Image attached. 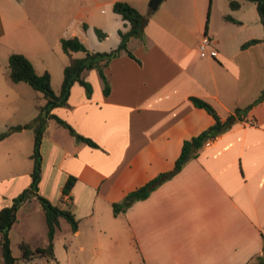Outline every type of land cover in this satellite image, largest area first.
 <instances>
[{
	"label": "crops",
	"instance_id": "0c3cea01",
	"mask_svg": "<svg viewBox=\"0 0 264 264\" xmlns=\"http://www.w3.org/2000/svg\"><path fill=\"white\" fill-rule=\"evenodd\" d=\"M116 1L82 0L86 21L97 22L98 11L100 22L94 25L115 28L118 35L129 30L119 14L113 11L122 26L109 17ZM123 1L142 14V5L146 7L145 39L131 38L133 56L123 51L106 67L109 94L99 71L87 69L82 77L91 84L90 95L75 83L68 104L52 110L99 147L79 141L54 118L48 119L41 143L39 194L69 208L79 220L76 231L65 225L69 251L78 253L73 264H252L264 246V98L245 120L210 146L205 143L181 170L174 166L184 141L215 122L192 97L207 101L226 119L264 91V27L257 5L240 0L241 6L233 10L230 0H162L163 7L154 14L161 3L152 9L150 0ZM227 15L237 22L226 20ZM205 36L211 43L203 52ZM250 39L260 41L242 48ZM1 40L10 47L43 40L22 0H0ZM214 48L217 56L210 54ZM15 52L25 53H10ZM27 58L33 65L37 59ZM9 71L0 65V132L31 122L42 105L35 100L41 97L26 82H13ZM34 139V130L25 128L0 141V209L32 182ZM161 172L172 177L127 212L114 215V202ZM72 176L76 181L71 193L63 196ZM36 214L46 246L45 212L36 197L19 208L9 231L11 245L25 241L33 248L44 247L31 244ZM61 220L55 258H44L48 264H60L56 239Z\"/></svg>",
	"mask_w": 264,
	"mask_h": 264
},
{
	"label": "trees",
	"instance_id": "16d2710c",
	"mask_svg": "<svg viewBox=\"0 0 264 264\" xmlns=\"http://www.w3.org/2000/svg\"><path fill=\"white\" fill-rule=\"evenodd\" d=\"M250 1L256 3L260 21L264 27V0ZM229 5L231 9L235 10L241 6V2L240 0H230ZM113 11L119 14L130 28L127 31H119L121 38L120 43L110 51L100 52L89 50L85 43L76 35L61 39L62 49L69 56V63L64 68V77L59 93H56L52 87V76L49 71L39 74L33 63L23 53L15 52L9 57V75L12 81L17 83L26 82L35 90L42 92L46 98V103L38 106V114L31 122L24 125L9 126L0 132V141L10 134L25 128H31L35 132L34 149L31 155L34 161V167L31 173L32 182L28 188L24 189L13 199L10 206L0 209V233H2L0 264H19L20 259L28 262L37 255L44 256L48 260H53L55 258V237L60 226V219L65 218L70 223L73 231L78 229L79 220L75 217L72 210L69 208H60L49 199L39 194V183L42 177L43 163L41 143L48 119L54 118L58 123L66 126L79 141L86 142L92 147H99L98 144L90 138L78 134L65 120L53 114L52 110L57 106H65L68 104L71 88L75 83L82 84L90 95L92 92L91 84L82 77V73L87 69H97L99 71L105 83L104 92L105 94H109L110 82L105 73L106 67L111 60L118 57L123 51H127L129 55L133 56L128 49V42L131 38L136 37L145 39V27L149 21L147 16L142 14L129 2L123 0H118L114 3ZM225 19L237 22L231 15L225 16ZM84 26L87 27L86 24ZM95 32L100 39H105L107 37V34L98 27L95 28ZM259 41V39H250L242 45V48H247ZM80 51L85 52L84 57L73 56V53ZM263 98L264 91L253 103L245 108L235 109L226 119H222L210 103L203 99L192 97L191 99L194 104L197 107L207 110L214 117L215 122L200 134L184 141L181 153L175 162L174 170L178 172L189 160L197 157L198 150L202 148L209 139L219 136L230 130L236 123L245 120L250 110L261 102ZM251 121H255V119L253 118ZM171 177L172 175L170 172H161L143 185L128 192L121 201L113 203L114 215L118 216L120 213L127 212L136 202L148 198L156 188ZM75 181L76 178L73 176L67 180L63 188V196L70 195ZM33 197L39 200L44 209L48 227V242L44 247L33 248L30 243L22 241L19 244L21 257H16L13 255L9 231L17 221L19 208ZM143 264H146L145 261ZM252 264H264V246L263 254L257 256Z\"/></svg>",
	"mask_w": 264,
	"mask_h": 264
},
{
	"label": "rangeland",
	"instance_id": "374dc122",
	"mask_svg": "<svg viewBox=\"0 0 264 264\" xmlns=\"http://www.w3.org/2000/svg\"><path fill=\"white\" fill-rule=\"evenodd\" d=\"M23 8L25 9L28 16L31 17V20L38 24L42 29L43 40L37 43H33L28 40L27 43L20 42L14 47L8 46V44L1 40L0 42V65L3 70L9 69V57L11 50H23L25 55L27 54L30 57H36L34 59V65L39 73L49 71L52 76V87L55 92L59 93L63 76L64 68L69 62V56L63 51L61 45L62 38H68L73 35L78 36L86 45L89 50L93 51H110L115 48L119 41L120 37L116 29L103 28L98 25H94L100 22V13L97 11V16L95 22L93 19H90V24L86 21V14H84L82 7V0H22ZM151 1V0H150ZM150 1L147 2L148 8L150 7ZM165 1L160 4L159 8L154 11V14L158 13L163 7ZM144 14H146V7H142ZM147 8V10H148ZM145 10V11H144ZM109 17H114L117 19L118 26L119 23L122 26V19L117 16L112 9L108 11ZM146 16V15H145ZM92 18V17H91ZM92 20V21H91ZM93 24H92V23ZM88 26L85 27L84 25ZM98 27L102 29L107 37L105 39H100L95 32V28ZM118 28V27H116ZM122 28V27H119ZM111 32V33H109ZM26 55V56H27ZM27 56V57H28ZM75 56L84 57L85 52H75ZM32 93L41 97V101L36 103L45 104L46 98L43 93L35 90L32 86H29L26 83ZM31 110V109H30ZM37 109H32V112L35 113ZM37 203V200L36 202ZM35 215V212H34ZM35 222V233L31 236V244H41L43 243V226L40 224L41 218L39 214H36ZM61 230L57 234L56 239V256L60 264H73L76 262V253L75 249L72 248L69 251V240L70 238L68 230L65 229V225L70 226V223L62 218ZM16 232L13 233V239L17 238ZM13 255L16 257H21V250L19 245L13 243L11 245ZM89 256V254H86ZM90 255L95 256V251L92 250ZM83 256V255H82ZM33 259L26 262L20 259L19 264H48L44 259V256L37 255ZM50 261V260H49Z\"/></svg>",
	"mask_w": 264,
	"mask_h": 264
},
{
	"label": "built area",
	"instance_id": "2783aa9c",
	"mask_svg": "<svg viewBox=\"0 0 264 264\" xmlns=\"http://www.w3.org/2000/svg\"><path fill=\"white\" fill-rule=\"evenodd\" d=\"M211 43V39L208 37V36H205V37H203V39H202V42H201V44H200V49L203 51V52H205L206 50H207V47H208V45ZM210 54L212 55V56H217V54H218V51H217V49H212L211 51H210ZM215 138H211V139H209L207 142H206V145L207 146H210L212 143H213V140H214Z\"/></svg>",
	"mask_w": 264,
	"mask_h": 264
},
{
	"label": "water",
	"instance_id": "95a60500",
	"mask_svg": "<svg viewBox=\"0 0 264 264\" xmlns=\"http://www.w3.org/2000/svg\"><path fill=\"white\" fill-rule=\"evenodd\" d=\"M161 1L162 0H151L150 1V7L152 9H156L159 6V4L161 3Z\"/></svg>",
	"mask_w": 264,
	"mask_h": 264
}]
</instances>
